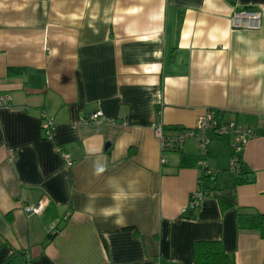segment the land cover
I'll list each match as a JSON object with an SVG mask.
<instances>
[{"label":"crops","instance_id":"0c3cea01","mask_svg":"<svg viewBox=\"0 0 264 264\" xmlns=\"http://www.w3.org/2000/svg\"><path fill=\"white\" fill-rule=\"evenodd\" d=\"M244 8L262 12L258 29L232 25ZM0 91V264H193L208 240L264 264V0H0ZM97 109L106 120H88ZM206 109L250 130L253 180L236 183L232 135L209 130L215 174L182 215L198 142L162 150L150 124L191 128Z\"/></svg>","mask_w":264,"mask_h":264},{"label":"built area","instance_id":"2783aa9c","mask_svg":"<svg viewBox=\"0 0 264 264\" xmlns=\"http://www.w3.org/2000/svg\"><path fill=\"white\" fill-rule=\"evenodd\" d=\"M262 12L259 10L241 9L235 12L232 18V25L236 28H250L258 29L260 27ZM11 102V95L8 92L0 91V109L8 107ZM88 120H106L103 112L97 109L88 115ZM126 122H124L125 124ZM55 121L52 116L45 113L41 115V131L43 137L50 140L53 135ZM150 127L153 129L155 136L159 140L162 150H182L184 141L188 138H195L199 146L198 165L203 170L202 175H207L211 179L215 171L210 169L205 164L206 146L209 142L207 132L212 130L215 135H232V146L234 152L230 159V167L233 172L239 171V152L246 144V140L250 135V130L244 128L236 121H228L224 123H217L215 120L214 110L206 109L202 114L198 115L195 124L191 128H181L171 131H166L164 126L159 121H152ZM55 150L60 153L66 164H70V156L67 152L62 151L60 146H56ZM10 158H14L12 151L9 153ZM201 177L198 178L199 188L189 194L187 203L181 208V214L186 215L188 212L194 210L201 203L204 196L208 193V189L204 187V182ZM44 201L40 200L34 205L23 206V211L26 213H39L42 211Z\"/></svg>","mask_w":264,"mask_h":264},{"label":"trees","instance_id":"16d2710c","mask_svg":"<svg viewBox=\"0 0 264 264\" xmlns=\"http://www.w3.org/2000/svg\"><path fill=\"white\" fill-rule=\"evenodd\" d=\"M181 129V128H176ZM241 158L239 156V171L234 172L236 175V183L251 182L253 178H248L241 168ZM204 187H207L209 178L207 175H202ZM206 182V184H205ZM253 226L258 227L262 231L264 227V214H256L253 218ZM193 264H234L233 258L226 254L221 246V243L216 240L198 241L194 248V262Z\"/></svg>","mask_w":264,"mask_h":264},{"label":"clouds","instance_id":"9594fccd","mask_svg":"<svg viewBox=\"0 0 264 264\" xmlns=\"http://www.w3.org/2000/svg\"><path fill=\"white\" fill-rule=\"evenodd\" d=\"M114 199H120V195H116ZM89 211H92V209H88ZM102 212L107 216L111 214V211L109 209H103Z\"/></svg>","mask_w":264,"mask_h":264},{"label":"rangeland","instance_id":"374dc122","mask_svg":"<svg viewBox=\"0 0 264 264\" xmlns=\"http://www.w3.org/2000/svg\"><path fill=\"white\" fill-rule=\"evenodd\" d=\"M227 136V135H226Z\"/></svg>","mask_w":264,"mask_h":264}]
</instances>
